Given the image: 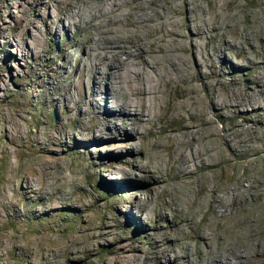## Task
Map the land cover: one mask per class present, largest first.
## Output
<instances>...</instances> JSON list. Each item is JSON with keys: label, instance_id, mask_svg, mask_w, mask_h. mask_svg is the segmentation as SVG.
<instances>
[{"label": "rangeland", "instance_id": "obj_1", "mask_svg": "<svg viewBox=\"0 0 264 264\" xmlns=\"http://www.w3.org/2000/svg\"><path fill=\"white\" fill-rule=\"evenodd\" d=\"M0 1V264H174L166 250L186 255L187 245L191 264H205L203 258L210 255L199 252L204 227L214 234V250L248 245L243 249L248 251L246 263L264 264V127L256 130L264 120V103L256 106L258 112L250 107L241 111L245 114L231 110L226 120L217 117L220 130L233 129L235 148L232 161L223 164L231 176L217 169L226 208L213 214L196 202L204 199L199 178L181 187L169 170L163 175L135 170L137 179H131L140 154L132 153L130 145L109 141L93 126L100 105L95 104V113L83 104L71 110L81 96L91 94L88 68L98 62L92 44L95 28L85 22L70 26L66 20L68 12L76 13L71 3L81 0ZM201 1L208 12L209 0ZM228 1L213 0L220 12L234 13L237 19L224 27L225 37L204 39L200 48L204 53L229 48L227 56L240 73L234 81L230 67L220 69L224 84L218 90L232 85V92H244L250 83L264 86L263 36L256 28L263 21L257 24L252 18L264 17V0ZM179 9L185 11L183 3ZM4 42H9L5 49ZM224 56L216 60L218 66ZM97 90L102 103L105 85ZM246 114L252 120L246 121ZM5 147L16 151L5 158ZM29 181L41 187L38 194L28 189Z\"/></svg>", "mask_w": 264, "mask_h": 264}, {"label": "bare ground", "instance_id": "obj_2", "mask_svg": "<svg viewBox=\"0 0 264 264\" xmlns=\"http://www.w3.org/2000/svg\"><path fill=\"white\" fill-rule=\"evenodd\" d=\"M180 3L185 7L184 12L179 9ZM209 3L211 8L207 12L201 0H81L77 5L71 3L70 10L76 9V13L68 12L66 20L70 26L85 22L95 28L92 44L95 58L98 57V62H93L95 64L88 68V89L91 94L81 96L71 110L83 104L88 113H95V104L101 106L102 112L94 117L93 126L109 141L130 145L132 153L140 154L133 161L131 179H137L135 170L149 175H163V171L169 170L171 179L180 186L192 178H199L202 186L198 189L204 199L196 202L207 205L213 214H217L226 205L219 194L216 172L221 167L224 176H231L229 166L223 164L232 161L235 148L233 129L225 127L220 130L217 117L226 120L231 110L245 114L241 111L250 107L258 112L255 108L264 103V86L250 83L244 92H232V85L225 86L223 92L218 90V86L224 84L220 69L230 67L235 81L241 68L235 66L227 56L229 48L218 46L204 53L200 42L225 37L222 35L224 27L232 26L237 16L231 12H220L213 0H209ZM198 12L201 14L198 15ZM183 14L185 21L181 20L184 23H180ZM252 18L254 23L263 21L256 28L262 34L264 44V17L254 14ZM54 25L57 26L58 22H54ZM233 27L238 34V26ZM8 44L4 42V49ZM15 44L25 56L30 54L18 41ZM221 54L225 56L218 66L216 60L221 58ZM207 70L210 72L207 73ZM100 83L105 85L102 103L97 98ZM110 102L114 103V108L109 107ZM245 120L252 118L246 114ZM259 124L256 130L264 127V120L260 119ZM112 131L115 137L111 135ZM5 148V158L16 151L15 148ZM120 179L124 180L123 174ZM165 181L164 178L161 182ZM36 186L35 181L32 184L29 181L30 191L39 192L41 187L37 189ZM184 187L187 188V185ZM129 188H132L131 184ZM13 205H17V199ZM143 205L140 211L147 217ZM192 220L195 223L194 218ZM203 222L206 224L203 223L204 226L209 224L207 219ZM202 233L204 242L199 246V252L204 256L210 255L203 258L205 264H212V260L215 264H247L248 251L243 249L248 245L243 244V249L214 250L211 229L204 227ZM184 250L186 255H180L182 253L175 249L166 250L165 254L168 259L172 258L174 264H191L190 246L187 245Z\"/></svg>", "mask_w": 264, "mask_h": 264}]
</instances>
